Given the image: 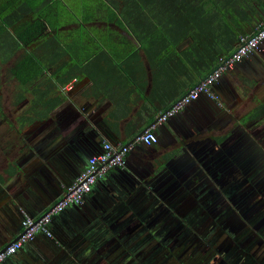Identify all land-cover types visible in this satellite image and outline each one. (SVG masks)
Instances as JSON below:
<instances>
[{
  "label": "crops",
  "instance_id": "1",
  "mask_svg": "<svg viewBox=\"0 0 264 264\" xmlns=\"http://www.w3.org/2000/svg\"><path fill=\"white\" fill-rule=\"evenodd\" d=\"M258 19V24L264 22V14ZM123 34L133 42L126 56L112 59L113 56L105 51L106 46L92 47L87 51L89 55L86 53V61L80 62V70L78 66L71 67L75 79L69 84H73V88L67 91L68 84L56 88V93L46 94V100L52 96L53 101L63 94L62 103L47 113V119L25 127L22 132L13 124L21 136L6 149L5 162L0 164V250L22 233L21 210L35 218L42 217L65 195L90 157L100 153L105 143L116 147L134 143L140 133L153 126H156L154 130L159 142L153 146L135 143L125 167L114 169L100 179L83 206H71L53 218V238L39 234L34 242L26 244L5 264H91L87 259L91 260L92 255L84 253V247H92L97 258H101L99 248L110 238L113 226H120L126 220L141 219L139 214L151 212L156 206L170 205L165 197L173 190L168 182V177H172L168 176L171 163L178 167V174L183 175L177 180L181 184L180 180L185 178V162L189 163L188 159L193 158L192 148L197 149L195 159L204 155L206 147H212L213 143L222 149L220 134L228 130L218 132L214 125L222 121V116L232 117L239 106L241 95L232 81L234 73L239 71L243 77L255 70L253 74H258L259 80L264 77L263 71L258 70H264L261 50L215 84L214 91L225 102L223 110L212 99L202 96L167 122L158 123L159 116L185 97L201 78L194 70H185L181 63L173 61L176 56H172L171 51L149 57L138 41L128 33ZM190 43L186 40L185 46L177 48L179 54ZM125 49L119 46L121 54ZM132 49L134 53L130 54ZM257 55L259 57L254 59L260 58L262 67L251 65L252 60H248ZM62 73L57 76L60 78ZM49 76L51 74L46 73L39 83L49 85L46 82ZM243 80L251 87L252 81ZM32 100L31 95L26 106ZM24 107H17L16 112L38 114L42 108L23 110ZM45 110L43 108L40 113L46 114ZM250 121L242 119V127ZM206 127L214 129L205 133L202 130ZM216 149L207 157L214 159ZM190 165L192 171L188 173L195 175L194 180H197L203 173L201 161L193 160Z\"/></svg>",
  "mask_w": 264,
  "mask_h": 264
},
{
  "label": "trees",
  "instance_id": "2",
  "mask_svg": "<svg viewBox=\"0 0 264 264\" xmlns=\"http://www.w3.org/2000/svg\"><path fill=\"white\" fill-rule=\"evenodd\" d=\"M74 1L82 2L75 8L78 7V11L84 14L79 21L84 30V38H81L78 49L75 48V50L66 44L68 36L64 37L63 34L68 32L60 31L64 24H53L51 19L47 18L48 13L50 14L48 17H52L53 11L44 8L51 6L52 1L46 2L42 7L33 6L28 10L24 9L29 7L26 3L19 4L24 8H14L15 15L10 14L9 2L0 11V64L6 63L24 46L30 47L25 49L24 58L17 60L20 67L16 71L21 89L20 100H24L25 94L31 92L34 99L29 103L28 110H37L42 107L38 114H27L28 118L22 115V121L25 122L24 119H27L30 125L38 121L43 122L49 117L47 113L52 112L58 104L62 103L63 94L57 96L54 101L52 96L46 100V94L56 93L54 91L64 88L72 79H75L71 67L78 66L80 70V62L86 61L89 55L88 50L91 51L92 47L95 49L106 46V49L105 47L103 49L113 56L112 59H116L121 54L119 46L128 49L133 44L127 35H122L112 28L106 31L104 28L98 30L107 34L106 41L98 34L101 40L93 41L95 39L93 36L88 39V35L92 34L87 29L92 28L87 24L93 22V19L96 20V11L88 12L89 4L99 3L98 14L109 13L108 22L125 30L128 35L138 41L146 49L149 57L160 56L165 51H172L183 41L190 40L189 47L176 55L173 61L177 64L181 63L185 70H194L201 78L200 82L219 66L221 59L224 60L235 52L240 35L252 32L257 25L259 8L263 9L264 6V0ZM28 3L33 4L32 1ZM28 13L34 14L38 19L34 23L27 22L23 26V19ZM46 25L52 30L49 34H43ZM133 53L132 49L130 54ZM169 59L172 61L171 57ZM55 66L57 69L53 70ZM46 73L51 74L46 78V82L50 84H40V79ZM61 73L59 78L57 75ZM56 77L57 79L54 80ZM43 85L47 88L46 93H44ZM41 87L43 92H40ZM44 96L45 99H42ZM43 108L46 109V114L40 113ZM255 111L257 113L264 111V105H260Z\"/></svg>",
  "mask_w": 264,
  "mask_h": 264
},
{
  "label": "flooded vegetation",
  "instance_id": "3",
  "mask_svg": "<svg viewBox=\"0 0 264 264\" xmlns=\"http://www.w3.org/2000/svg\"><path fill=\"white\" fill-rule=\"evenodd\" d=\"M240 64L236 68L240 67ZM13 93L12 101L16 106L18 108L26 106L27 93L25 94L26 98L22 101L19 98L21 96L20 89H16ZM28 93L32 97L34 96L31 92ZM257 101L259 103L257 107L264 105L262 100L257 99ZM255 109L245 117L250 120L257 117L262 118L263 111L257 113ZM25 116L27 117V115ZM224 117L222 116L220 124L227 118ZM245 117L239 118L237 128H242V119H246ZM20 119L23 118L18 116L17 120L20 121ZM24 121H22L21 132L25 127L31 126L27 119ZM235 133V130L231 128L227 133L220 134L222 137L220 143H223L221 150L223 156L215 158L213 162V166L219 170V176H215L219 188H213L207 194L209 203L206 205H208L207 209L210 214L199 212L201 209L193 207V204L186 206L187 201L183 203V201H179V197L174 207L172 205L156 206L151 212L139 214L141 219L134 222L126 220L120 226H113L110 238L99 248L101 258H97L94 253L90 260L91 264H175L174 261L178 264H264V212H254V210L260 209L262 204L259 203L264 198V148H261V144L256 141L257 136L252 135L250 131L238 130L233 143L234 138L231 137ZM239 143L241 144L238 145ZM8 147L7 145L6 148ZM206 149L209 154L210 148L207 146ZM242 153H244L243 156ZM252 159L256 160L254 166H252ZM171 164L169 169L172 170L174 176L168 177V180L172 181L175 176L179 178L180 175L178 167ZM188 174L185 173V176L187 177ZM168 176H172V174ZM238 177H241L240 185H238ZM247 183L254 187V192L248 196L247 190H250L251 187H248ZM226 186L233 187V190L237 187L238 190L236 189L237 192L232 199L239 198L238 208L242 216L220 213L222 208L219 205L223 198L221 190ZM173 188L171 186V189ZM173 196L165 198L168 200ZM257 196L262 197L256 199ZM242 197L244 201L241 199ZM185 200L192 202L191 197H186ZM160 213L165 214L161 219L158 218ZM247 214H252L251 218ZM205 215L207 219H205ZM159 223L161 224L159 225ZM163 223L164 226H162ZM222 233L226 234L224 238H221ZM132 235L134 238L137 235L140 237L134 240L131 239ZM181 248L184 252H189L185 259L176 256L178 255L176 249L178 251Z\"/></svg>",
  "mask_w": 264,
  "mask_h": 264
},
{
  "label": "rangeland",
  "instance_id": "4",
  "mask_svg": "<svg viewBox=\"0 0 264 264\" xmlns=\"http://www.w3.org/2000/svg\"><path fill=\"white\" fill-rule=\"evenodd\" d=\"M29 1H32V5H29ZM49 1H52L51 6H45L44 9H51L53 11V15L52 17H48L50 14H47V18L51 19L53 24H64L61 27V32H68V33H64V37L68 36L69 40H66V44L70 45V47L72 48H76L78 49V42L81 40V38H84V30L81 28V23L79 22L81 17L83 18L82 13H80L78 11V7L75 8L77 6V4H81L82 2L80 1H74V0H0V11L3 9V7L9 3L11 4L10 6V14L13 13V15H15L14 12V8L17 9L18 8H24L21 7L19 4L23 5L26 3L27 6L24 8L25 10H28L29 8H32L33 6L36 7H42L43 5L47 3H49ZM72 2V3H71ZM64 4V5H63ZM74 6V7H73ZM100 6L99 3H92L88 5V12H94V10L96 11L95 15H96V20L93 19V22L88 23V27L92 28V29H87L88 32H91L92 35H88V39H91L92 36L95 37V39H93V41H98L101 40L98 35L104 40L106 41V37L105 35H107L106 33H102L101 31H98L99 29H103L106 31V29H114V30H118L119 33H121L123 35V33H126L125 30H121L119 29L117 26H115L114 24H110L108 21L109 18V13H105L102 12L100 14H98L97 9ZM64 8V9H63ZM87 8H83L84 10H86ZM264 8V6H263ZM75 9V11H74ZM55 11V12H54ZM264 14V9L259 8V12H258V16ZM257 16V17H258ZM256 17V18H257ZM254 18V19H256ZM38 19V17H36L34 14H26L24 19H23V26L25 24H27V22L30 23H34L36 20ZM258 21L257 20V25H258ZM255 25V26H257ZM87 30H85L86 34H87ZM45 33H51L50 29L48 28V26L46 25V27L43 30V34ZM68 34V35H67ZM98 34V35H97ZM85 40V39H84ZM33 45V44H32ZM76 45V46H75ZM90 45V44H89ZM180 46H185V41H183L181 44H179L178 46H176L173 50L174 52L171 51L172 56H176L179 54V50H177V48H180ZM25 49H30V47L26 46L24 48H22L21 50H19V52H17V54L13 57V59H11L9 62L6 63H1L0 64V164H2L3 162H5V152H6V147L8 146H12L17 140H20V136L21 134L16 132L13 128V124L16 126V128L21 129L23 126L22 122H15L17 121V117L19 115H21L22 111H18L16 112V110L18 109L15 102L12 101L13 97L12 95L14 94L13 92L16 91V89H20V82L18 81V78L16 76V71L19 69L20 64H17V60L24 58V51ZM185 50V49H184ZM262 50V51H261ZM261 51L259 54H261L260 56L262 57V59H264V46L263 48H261ZM258 51V52H259ZM127 49H125L123 54H120L121 57L126 56L127 54ZM170 53V54H171ZM254 57H259L257 56H252L251 59L248 60H252L251 65H261L262 67V61L260 60V58L254 59ZM170 57H167V59ZM250 58V57H247ZM245 58L243 60V62L247 59ZM254 59V60H253ZM247 64V62H246ZM259 71H264L262 68H258ZM251 71V72H250ZM247 76H243L241 75V72H235L233 75V83L234 85H237V90L240 92L241 95V99L238 102V108L237 111H235L234 114H231L232 117H230L228 119V117L219 125L215 124L214 126L217 125V127L215 128V130H218V132H222V130H235V135L231 138H234L233 143L235 142V136L238 132V130H242L245 132H251V134H255L257 136L256 141L258 144H261V148H264V111H263V117H257V118H251L253 120L250 121V124L247 125V127H242V128H237L238 127V121L241 119V117H245V116H249L248 114H250L259 104L257 100H255L254 98H257L259 100H262L264 102V78L263 80H259V75L258 74H253V72L255 70H250ZM241 75V77H240ZM249 79V82H251V87L247 86L246 81L243 79ZM255 80V81H254ZM253 87V88H252ZM47 88H45L44 93H46ZM21 91V89H20ZM43 92V90H40V92ZM218 94V93H217ZM256 94V95H255ZM28 98H31V95H29V93L26 94ZM219 95V94H218ZM243 95V98H242ZM251 96H255L254 98ZM213 102H216L218 104V107L220 109L224 108L225 102L220 98L217 99H213ZM30 104L26 107L23 108V110H28ZM17 115V116H16ZM240 118V119H239ZM17 124V125H16ZM15 128V129H16ZM214 128H209L206 127L204 128L202 131H204L205 133H208L209 131H212ZM223 133V132H222ZM221 133V134H222ZM263 143H260L262 142ZM20 142V141H18ZM214 145H212V147L208 146L210 148V152L212 153V151L214 152V149H216V155H214V159H210V157H207L208 152L205 151V154L203 155L200 154L201 156L198 159H195V153L196 150L195 148H192V154L191 156H193V158L191 157V159L189 158L188 160L190 161L185 162V173L187 174L188 172L192 171V165H190V163L193 160H199L201 161V170H202V174H200L199 178L197 180H194V176L192 175L190 176V174L187 175V177L185 176L184 179L180 180L181 184H179L177 182V180L181 179L183 175H180L179 178H176L174 180H169V182H171L173 190L172 193L169 194L170 197L172 195H174L172 198L165 200L167 202V204L169 203L170 205H172L174 207V205L177 203L178 201V197H179V201H183V203H185V201H187V203L185 204L186 206L192 205L195 208H200L201 210L199 212H206V214H210L208 211V204L209 203V199L207 194L210 193V191L213 188H219V184L217 182V180L215 179V176H219L218 172L219 170L213 166V163H211L210 161L215 160V158H221L223 156V152L221 151L222 149H220L216 143H213ZM241 143H239L238 145H240ZM208 150V149H206ZM220 151V152H219ZM209 152V153H210ZM244 153H242L243 156ZM202 157V158H201ZM244 160H246V158H244ZM253 160V159H252ZM255 159L252 161V166H254L255 163ZM258 161V160H257ZM4 166V164H3ZM257 170V169H255ZM168 173L172 174V177L174 176L173 172L171 169H168ZM242 177V174H241ZM241 177H238V185L241 184ZM231 182V181H230ZM256 184V183H255ZM254 184V185H255ZM248 187H251L250 190H247V196L252 194L254 192V187H252V184H248ZM256 187V186H255ZM171 188V187H170ZM233 187H229L226 186L225 188L223 187L221 190V194H222V200L220 202L221 205H219L220 208H222V211L220 212L222 213H227L228 214H237V216H242L239 213V208H238V202L239 198L235 197L232 199V197L234 196V194L237 192V187L233 190ZM237 189V190H236ZM246 191V192H247ZM197 194V196H196ZM186 197H191L192 198V202L191 200H185ZM262 196H257L256 199L260 198ZM161 198V197H160ZM206 198V199H205ZM190 199V198H189ZM243 201V197L241 198ZM218 204V202H217ZM262 204V206H260V209L254 210V212L256 213H261L264 212V198L261 199L260 203ZM171 206V207H172ZM238 208V209H237ZM243 208V207H242ZM252 215V214H251ZM251 215L247 216L249 218H251ZM165 216V214H158V218L161 219ZM181 217V216H180ZM212 217V216H210ZM182 218V217H181ZM171 219V218H170ZM175 219H178L177 217H175ZM205 219H207V216L205 215ZM242 219V218H241ZM185 220V217H184ZM247 222V221H246ZM249 222V220H248ZM161 223H159L160 225ZM145 225V224H143ZM158 225V226H159ZM165 224L163 223L162 226H164ZM151 226V225H150ZM161 227V226H160ZM154 229V228H153ZM142 235H146V234H142ZM226 234L222 233L221 234V238H224ZM132 238V237H131ZM134 239V237H133ZM83 241H86V238L83 239ZM83 252H87L90 253L91 255H94V251L92 249V247H84L82 248ZM182 252H184V250L181 248L180 250L177 251L176 249V256H180L182 259H185V256L187 253L184 252L182 255ZM87 259V258H86ZM87 262L90 263V259H87ZM175 264H178L177 262L174 261ZM72 264H75L74 262ZM185 264V263H184Z\"/></svg>",
  "mask_w": 264,
  "mask_h": 264
},
{
  "label": "built area",
  "instance_id": "5",
  "mask_svg": "<svg viewBox=\"0 0 264 264\" xmlns=\"http://www.w3.org/2000/svg\"><path fill=\"white\" fill-rule=\"evenodd\" d=\"M263 45L264 22H261L252 33L240 35L235 52L222 60L221 64L209 76L196 84L172 108L161 114L158 118V123L167 122L171 117L202 96H207L212 100L219 98L213 89L215 84L221 80L225 73L234 70L245 58L261 50ZM72 88L73 84H69L65 89L69 91ZM155 127L149 128L131 145L116 147L108 142L105 143L100 153L90 157L87 166L67 188L65 195L52 205L42 217L35 218L22 209V233L5 251L0 253V264H5L10 257L16 255L26 244L34 242L39 234L53 238L51 230L53 218L71 206H83L86 202V197L93 191L94 186L100 179H103L114 169L125 167L127 157L133 150L135 143H142L145 146L156 145L159 142V138L154 130Z\"/></svg>",
  "mask_w": 264,
  "mask_h": 264
},
{
  "label": "water",
  "instance_id": "6",
  "mask_svg": "<svg viewBox=\"0 0 264 264\" xmlns=\"http://www.w3.org/2000/svg\"><path fill=\"white\" fill-rule=\"evenodd\" d=\"M188 93H189V92H188ZM188 93H187V94H188ZM187 94H186V95H187ZM197 101H198V100H197ZM147 130H148V129H147ZM147 130H144L142 133H140V134L137 136L136 139H138V138H139L142 134H144ZM130 144H132V142H131ZM130 144H128V145H130ZM18 238H19V237H18ZM18 238H16L14 241H16ZM14 241H13V242H14ZM13 242H11L9 245H11ZM9 245H8V246H9ZM8 246H7V247H8ZM7 247H5L4 249L0 250V253L3 252V251H5Z\"/></svg>",
  "mask_w": 264,
  "mask_h": 264
}]
</instances>
